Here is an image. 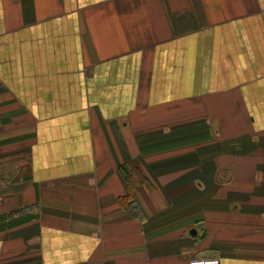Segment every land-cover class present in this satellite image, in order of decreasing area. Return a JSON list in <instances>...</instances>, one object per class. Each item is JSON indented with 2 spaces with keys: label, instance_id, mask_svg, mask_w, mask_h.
Masks as SVG:
<instances>
[{
  "label": "crops",
  "instance_id": "1",
  "mask_svg": "<svg viewBox=\"0 0 264 264\" xmlns=\"http://www.w3.org/2000/svg\"><path fill=\"white\" fill-rule=\"evenodd\" d=\"M192 259L264 264V0H0V264Z\"/></svg>",
  "mask_w": 264,
  "mask_h": 264
},
{
  "label": "built area",
  "instance_id": "2",
  "mask_svg": "<svg viewBox=\"0 0 264 264\" xmlns=\"http://www.w3.org/2000/svg\"><path fill=\"white\" fill-rule=\"evenodd\" d=\"M189 264H220L217 260L192 259Z\"/></svg>",
  "mask_w": 264,
  "mask_h": 264
},
{
  "label": "trees",
  "instance_id": "3",
  "mask_svg": "<svg viewBox=\"0 0 264 264\" xmlns=\"http://www.w3.org/2000/svg\"><path fill=\"white\" fill-rule=\"evenodd\" d=\"M131 170V168H129ZM128 170V169H127ZM126 168H122V171L125 173L126 178L128 179V172H127ZM133 171V170H132ZM132 173V172H129Z\"/></svg>",
  "mask_w": 264,
  "mask_h": 264
}]
</instances>
